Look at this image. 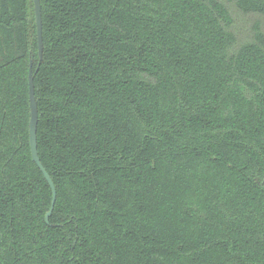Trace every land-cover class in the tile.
Segmentation results:
<instances>
[{
    "label": "trees",
    "instance_id": "obj_1",
    "mask_svg": "<svg viewBox=\"0 0 264 264\" xmlns=\"http://www.w3.org/2000/svg\"><path fill=\"white\" fill-rule=\"evenodd\" d=\"M40 5L41 61L33 1L0 0V264H264L260 28L238 43L221 0Z\"/></svg>",
    "mask_w": 264,
    "mask_h": 264
},
{
    "label": "water",
    "instance_id": "obj_2",
    "mask_svg": "<svg viewBox=\"0 0 264 264\" xmlns=\"http://www.w3.org/2000/svg\"><path fill=\"white\" fill-rule=\"evenodd\" d=\"M33 1V10H34V21L36 27V40H37V53L39 61L42 60L43 57V40H42V19H41V5L40 0H32ZM28 99H29V108H30V118H29V146H30V153L31 158L37 167L41 170L44 178L46 179L47 183L49 184L51 191H52V199L51 205L49 210L45 215V221L48 223V218L51 215L55 199H56V190L53 184L52 179L50 178L49 174L46 172L44 167L42 166L38 151H37V123H38V110L37 104L35 99V88L33 82V75H32V61L29 62V69H28Z\"/></svg>",
    "mask_w": 264,
    "mask_h": 264
},
{
    "label": "rangeland",
    "instance_id": "obj_3",
    "mask_svg": "<svg viewBox=\"0 0 264 264\" xmlns=\"http://www.w3.org/2000/svg\"><path fill=\"white\" fill-rule=\"evenodd\" d=\"M230 11L233 19L231 31L234 33L237 42L242 43L251 39L255 26H258L264 33V14L242 12L231 1L221 0Z\"/></svg>",
    "mask_w": 264,
    "mask_h": 264
}]
</instances>
